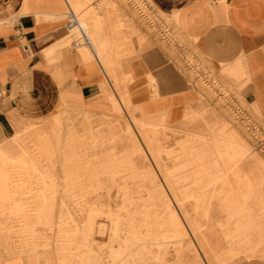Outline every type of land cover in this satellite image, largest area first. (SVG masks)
Masks as SVG:
<instances>
[{
	"label": "rangeland",
	"instance_id": "1",
	"mask_svg": "<svg viewBox=\"0 0 264 264\" xmlns=\"http://www.w3.org/2000/svg\"><path fill=\"white\" fill-rule=\"evenodd\" d=\"M68 1L91 40L105 38L99 54L117 48L118 61L131 60L158 49L189 87L205 92L197 70L217 89L183 129L173 119L142 124L133 108L88 110L93 125L128 122L103 143L65 118L51 122L62 107L0 139V264L264 263V115L244 85L222 74L220 86L193 38L147 0Z\"/></svg>",
	"mask_w": 264,
	"mask_h": 264
},
{
	"label": "crops",
	"instance_id": "2",
	"mask_svg": "<svg viewBox=\"0 0 264 264\" xmlns=\"http://www.w3.org/2000/svg\"><path fill=\"white\" fill-rule=\"evenodd\" d=\"M147 2L159 15L172 19L184 39L193 38L215 66L220 86L222 74L229 82L244 85L242 95L264 115V0ZM69 11L68 0H0V139L16 138L62 107L51 122L65 118L92 130L103 143L114 141L128 122L103 120L93 125L88 110L109 116L107 112L121 114L133 108L141 112L142 118L135 120L142 124L169 126L173 119L183 129L182 122L208 108L204 94L217 88L204 74L196 70L204 86L199 88L205 89L198 92V85L189 87L158 49L131 60L118 61L122 50L117 48L99 54L96 45L105 38L92 41L88 23L79 18L90 40L85 44L76 32L74 40L66 26ZM108 41L121 46V40ZM118 65L129 69L124 77Z\"/></svg>",
	"mask_w": 264,
	"mask_h": 264
},
{
	"label": "bare ground",
	"instance_id": "3",
	"mask_svg": "<svg viewBox=\"0 0 264 264\" xmlns=\"http://www.w3.org/2000/svg\"><path fill=\"white\" fill-rule=\"evenodd\" d=\"M77 15L74 12L73 8L70 6L69 11V21L67 22L66 26L70 31H75L82 39L84 40L85 44H89V38L87 36L86 27L82 24L81 21L77 20Z\"/></svg>",
	"mask_w": 264,
	"mask_h": 264
}]
</instances>
